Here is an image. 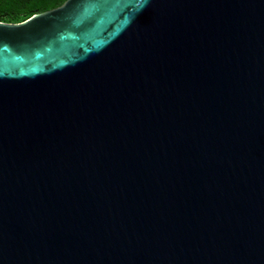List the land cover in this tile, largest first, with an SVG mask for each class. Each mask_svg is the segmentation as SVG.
<instances>
[{"label": "water", "instance_id": "1", "mask_svg": "<svg viewBox=\"0 0 264 264\" xmlns=\"http://www.w3.org/2000/svg\"><path fill=\"white\" fill-rule=\"evenodd\" d=\"M0 264H264V0L0 21Z\"/></svg>", "mask_w": 264, "mask_h": 264}, {"label": "trees", "instance_id": "2", "mask_svg": "<svg viewBox=\"0 0 264 264\" xmlns=\"http://www.w3.org/2000/svg\"><path fill=\"white\" fill-rule=\"evenodd\" d=\"M65 0H0V21L17 23L34 13L61 5Z\"/></svg>", "mask_w": 264, "mask_h": 264}]
</instances>
